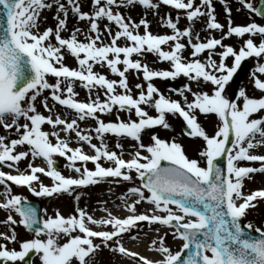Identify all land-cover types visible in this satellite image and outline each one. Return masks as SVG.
<instances>
[{"label": "snow or ice", "instance_id": "6c2138e0", "mask_svg": "<svg viewBox=\"0 0 264 264\" xmlns=\"http://www.w3.org/2000/svg\"><path fill=\"white\" fill-rule=\"evenodd\" d=\"M220 2L226 16L223 24L217 19L213 0H89V11L82 10L80 0H0V128L16 137L0 135V167L9 169L0 170V209L7 213L3 223L10 233L0 232V240L4 241L0 243V264L25 262L33 255L41 264H96L97 252L104 249L135 264H264V229L243 223L248 210L256 207L255 202L264 200V189L242 192L245 178L264 173V154L250 151L261 146L258 136L264 138V79L257 75L264 74V24H235L232 8L226 0ZM239 3L264 18L261 0ZM122 5L129 9L138 5L154 15L161 6H168L188 23L181 28L179 16L175 20L162 16L161 26L171 31L153 34L146 15L133 20L117 10ZM53 8L55 25L41 30L42 11ZM69 13L85 22L86 30L77 27L69 32ZM100 21H107L103 30ZM198 21H203L209 33L204 39L193 27ZM64 32L69 35L63 36ZM213 32L220 35L213 36ZM233 37L239 45L225 43ZM121 40L124 44L119 43ZM66 53L76 60V68L66 65ZM149 54L167 62L169 68L149 67L142 62ZM248 58L258 61L251 80L261 95L250 97L240 88L230 98L227 86ZM94 65L106 67L118 79L94 71ZM129 71L142 74L144 81L134 85L135 96L128 84ZM181 76L188 82L172 91L182 99L165 96L152 83L156 78ZM77 83L88 93L86 102L77 98ZM207 86L209 90L205 91ZM49 99L54 102L51 106ZM38 100L49 115L37 110ZM57 104L71 110L72 118L53 116ZM146 108L156 115H149ZM113 111L114 121L101 119L102 114ZM121 112L128 113V117L121 119ZM197 113L218 117L214 134L202 128ZM168 114L183 119L185 135L204 141L199 152L204 166L187 157L174 138L165 140L153 134L149 144L142 142V133L147 129H170ZM253 114L258 118H252ZM89 119L93 127L81 128L78 122ZM45 124L51 126V131L43 130ZM61 132L66 135L61 137ZM70 134L76 139L75 148L70 146ZM107 135L117 139L116 149H122L121 139L136 142L129 159L123 158L122 151L109 150ZM94 139L99 143H93ZM83 145L93 154H86ZM55 156L65 158L66 167L76 175H63L55 166ZM37 158H42L46 167L34 165ZM218 158L225 163L221 165ZM24 160L28 163L21 170L19 162ZM102 161L108 166H102ZM162 161L167 164L162 166ZM89 162L92 169L87 167ZM240 162H259V167L238 166ZM41 175L51 180L50 185L43 183ZM121 181L135 185L118 198L117 207L123 206L128 213L122 217L105 206L101 209L105 215L96 218L77 203L72 215L65 217L57 210L54 216L42 218L25 196L12 190V186L22 187L33 196L52 197L72 195L77 189L101 182ZM79 199L77 193L75 200ZM141 203L150 207L138 212ZM141 222L171 230L173 239L181 241L179 250L166 244L169 233L160 234L159 228L148 245L159 258L125 247L124 237ZM13 225L22 226L32 238L18 240ZM245 228L259 235H249ZM138 238V234L130 237ZM13 243L19 250L6 246Z\"/></svg>", "mask_w": 264, "mask_h": 264}, {"label": "rangeland", "instance_id": "374dc122", "mask_svg": "<svg viewBox=\"0 0 264 264\" xmlns=\"http://www.w3.org/2000/svg\"><path fill=\"white\" fill-rule=\"evenodd\" d=\"M213 2H214L215 13H216L218 21L222 24L226 23V16L223 12V4L220 2V0H213ZM226 2L232 8V19H233V22L235 24H245V23L253 22V21L258 23V24H264V18H261L260 16H256L255 14L249 12L248 10L243 9L239 3V0H226ZM252 2L255 3V0H252ZM80 3L82 4V10L89 11V0H80ZM117 3H119V0H117ZM237 8H240L241 10L239 12H237L236 11ZM117 10L121 11V13L125 16L131 15L133 20H138L139 18H142L146 15V18L150 22V26H151L150 30L153 34L170 33V31H171L170 29L161 26V23H162L161 17L162 16L165 19H167L169 16H171L174 20L176 19L177 16H179L180 17L179 18V26L181 28L187 26V23H188L184 19L183 15L181 13H178L176 10L171 9L168 6H161L159 8V11L156 12L155 15L151 11L146 12L145 9H143L142 7H140L138 5L135 6L134 8H131V9H129V7L127 5H122ZM54 14H55L54 8L52 10H43L42 11V13H41L42 17L39 21V23L41 25V30H43L45 27L55 25V21L53 20ZM99 23H100L101 30H103V25L105 23H107V21H100ZM67 24H68L69 32L73 28L78 27V28H81L82 30H86V27H87L85 22H80V21L75 20L71 13H69ZM193 27L195 28L196 32L200 33L201 39H204L209 34L207 31H205L203 21L196 22L193 25ZM115 30H116L115 27H113V31H115ZM142 31L143 30L141 29V32ZM69 32H64V33H62V35L67 37L69 35ZM211 35L218 37L220 34L218 32H213V33H211ZM105 40H107V37H105ZM119 43L124 44V41L121 40V41H119ZM225 43L233 44V45H239L240 41L233 37V38L225 41ZM162 47L165 50H167V46H162ZM185 55H187V53H185ZM136 58L137 57L133 56V59H136ZM201 58L203 59V57H201ZM248 61H249L248 62V71L244 75L240 76V78L236 84H234L231 81L227 86V93L226 94L230 98L235 97L236 93L238 92V90L240 88H244L246 90V93L250 97L258 98L261 95V93L258 90H255L253 88V82L251 80V73L254 71L255 66H256L258 61L255 58H248ZM142 62H146L149 65V67H151L153 69L166 70L169 68V65L167 62L158 61L157 57L155 55H152V54L144 56L142 58ZM65 63H66V65H68L72 68H76L78 66L76 60L73 57H71L70 55H68L67 53L65 54ZM230 63H231V61H229V64ZM94 71L100 72V73L106 75L108 79H118V77L112 75L106 67L100 68L98 66L94 69ZM126 75L128 77L129 87L132 89L133 95L135 96L137 94V90L135 89L134 85L136 83L144 84V81L142 79V74L129 71ZM257 75L260 76L262 79H264V74L257 73ZM49 79L51 81V78H49ZM170 82L177 83V84H180L181 86H183L188 81L186 78L181 76V77H178L176 79H170ZM152 83L165 96L170 97L172 99H182L181 97H179L176 94V92L172 91V89H179V88H172V87L165 86L166 79L156 78L152 81ZM193 87L195 90V85ZM209 87L210 86L205 87L204 90L205 91L209 90ZM79 88H80V85L75 87V89H74L75 92L78 94L77 98L80 101L86 102L87 96L84 95V93H86L85 92L86 89L80 91L81 89H79ZM117 91L119 92L122 90L117 89ZM45 95H47V92L45 93ZM103 98H104L103 95H101V99H103ZM189 99H191L190 96H189ZM53 103L54 102L51 101V99H49V105L51 106ZM36 107H37V110L39 112H41L42 114L49 115V113L43 109L39 100L36 102ZM145 110L148 111L149 115H152V116L156 115V113L153 109L146 108ZM52 114H53V116H55L56 114H59V115H61L62 118L66 117V116L68 118H72L71 110H66L63 106H60L58 104L55 105V107L53 108ZM261 115H264V113H261ZM115 116H116V113H115V111H113V113L110 115L109 114H102L101 119H103L105 121H114ZM120 117H121V119H126L128 117V113L121 112ZM252 118H258L257 114H253ZM132 119L133 120L136 119L134 114L132 115ZM166 120L169 123V125L171 126L169 130H166L160 126H156L154 128L147 129L142 133V137H141L142 142L146 145L149 144L151 142L150 137L153 134H155L159 138L165 139V140H171L174 138L176 140V142H178L182 145L184 152H185L187 157H189L190 159H197L201 163V166H204L205 162L199 156V152L201 150H203V148H204V141L201 138H193V137H189V136L184 134V131L182 129V124H181V122H183V121H181L182 118L179 117L178 114L175 116L168 114L166 116ZM197 121L209 135L214 134L218 125H219L218 117L215 114L203 115V114L197 113ZM21 123H23L22 120H21ZM78 123L80 124L81 128H88V129L92 128L93 124H94V122L90 119L85 121V122H78ZM42 128L45 131H51V126H49L47 124L43 125ZM57 131H60V129L58 128ZM60 134H61V137H64L66 135L63 132H61ZM0 135H5L6 137L16 138L14 133H12V132L6 133L2 128H0ZM257 139H262L261 146L257 147L254 150H250V151H252V154H264V140H263V138H260L259 136L257 137ZM69 140H70V146L71 147L75 148L78 146L76 139L74 137V134L69 135ZM53 142H54V139H53ZM93 143L98 144L99 142L94 139ZM106 143L109 147V150H115L118 153H120L122 151L123 152V158L125 160H127L130 158L129 153L135 150L133 146L135 145L136 142L134 140H132L131 138L121 139L119 141V143L122 145V149H116L115 145L117 143V139L114 136L107 135L106 136ZM26 147L27 146H25V150H26ZM17 150H21V149L18 148ZM82 150L86 154H89V155L93 154L92 150L87 145H83ZM54 160L61 163L62 167L57 168V169L59 171H61V173L63 175H65V176H75L76 175L75 172H73L71 169L66 167L67 161L65 160V158L55 156ZM40 162H44L42 158H37L35 161H33L34 164L40 163ZM27 163H28V160H24V161L19 162V168L21 170L25 169ZM258 164L259 163H257V162H240L238 164V166L256 167V166H258ZM76 166H80L79 162H77ZM102 166L107 167L108 165L106 162L102 161ZM87 167L89 169H92L94 166L92 165L91 162H89L87 164ZM250 175H251V179L245 178L243 181L242 192L244 194H248L254 190L264 189V175L262 173H254V174H250ZM40 179L46 185H50V183H51V181L46 182L43 177H40ZM131 186H135V185H133L132 182H126V181H121L119 183H112V184H109L107 182H101L98 185H92V186H88L86 188L77 189L75 192H73L72 195L61 194V195H54L52 197H36V196H33L31 193H29L25 188H18V191H15V189L12 188V190H13L14 194H22L23 196H25L27 198V200L33 199V198H38L39 201L42 200L43 205H44V218H47V216H54V214L56 213L57 210L60 212L61 215L65 216V217L72 215V214H74V210H75V207L77 206V203H78L79 207L87 208V210L90 214H94V216L96 218H99L100 216L105 215V213L101 210L105 206L110 211H112L113 214H116L117 216L122 217L124 215H127L128 213H127L126 209H124L123 206L117 207V205L120 204V201L118 199L120 197V195L122 193H125L127 188L131 187ZM2 192H3V187H2V190L0 191V193H2ZM77 193L80 196V199L78 202L75 200V196ZM255 203H256V207L254 209L248 210L247 216L245 218H243V221L246 224L249 222L252 223L253 228L262 227V229H264V200H260V201H257ZM149 207L150 206L148 204L141 203L140 205L137 206V211L138 212H144ZM172 207L174 208V206H172ZM13 215H14V218L18 219V217L14 213H13ZM6 216H7V213L4 210L0 209V231H3V233H8V232H6L5 227H1V225H5L3 223V221L6 220ZM20 228L22 229L21 226H20ZM156 228L160 229V234H163L164 232H168L169 234L165 237L166 244L168 246H170L174 251L179 250V247L181 245V241L179 239H173V237L171 235V230L166 229L164 226H161V225H149L148 223L138 225L137 228L133 229L129 234H127L124 237L123 243H124V245L131 243L135 246H140L139 241H140V238H142L143 243H145V245H149L151 242V239L156 238ZM22 231L25 232L26 230H22ZM25 233L29 234L27 231ZM137 234L139 235L138 239H136V240L130 239L131 236H136ZM29 237L24 236L23 238L21 237L19 240H25V239L32 238V237H30V238ZM3 242L4 241L0 240V243H3ZM62 242H63V240H61V243ZM6 246L7 247H13V244H10V245L6 244ZM148 253L155 254L154 252H152L150 250L148 251ZM98 257H102V258L107 259L108 257H111V256H110L109 251L107 249H104V250L97 252L96 258H98ZM121 261H122V259H121ZM117 263L118 262H116L115 264H117ZM123 263L129 264V263H131V260L125 259L123 261ZM34 264H41V261L36 257L34 259Z\"/></svg>", "mask_w": 264, "mask_h": 264}, {"label": "bare ground", "instance_id": "6f19581e", "mask_svg": "<svg viewBox=\"0 0 264 264\" xmlns=\"http://www.w3.org/2000/svg\"><path fill=\"white\" fill-rule=\"evenodd\" d=\"M97 66H98V65H97ZM94 67H95V66H94ZM77 86H79L78 83H77V85H76L75 87H77ZM79 89H81L80 91L85 90V89H83V87H81V86H80ZM80 91H79V92H80ZM85 92H86V93H84V95H86V96L88 97V93H87V91H85Z\"/></svg>", "mask_w": 264, "mask_h": 264}, {"label": "water", "instance_id": "95a60500", "mask_svg": "<svg viewBox=\"0 0 264 264\" xmlns=\"http://www.w3.org/2000/svg\"><path fill=\"white\" fill-rule=\"evenodd\" d=\"M244 70V69H243ZM248 232V231H247ZM248 233H250V232H248ZM251 234V233H250Z\"/></svg>", "mask_w": 264, "mask_h": 264}]
</instances>
